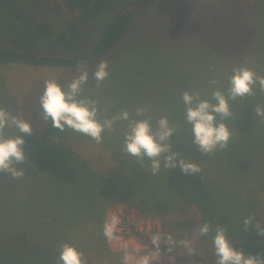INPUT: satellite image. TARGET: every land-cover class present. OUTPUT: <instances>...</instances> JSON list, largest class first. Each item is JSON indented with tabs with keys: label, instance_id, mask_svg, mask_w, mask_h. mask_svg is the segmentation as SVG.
Listing matches in <instances>:
<instances>
[{
	"label": "rangeland",
	"instance_id": "374dc122",
	"mask_svg": "<svg viewBox=\"0 0 264 264\" xmlns=\"http://www.w3.org/2000/svg\"><path fill=\"white\" fill-rule=\"evenodd\" d=\"M51 2L53 7L49 15L53 23L60 25L71 17L64 7V0ZM109 19L104 17L98 22L100 33ZM93 40H89L87 48L93 45ZM38 49L40 54L57 53L44 46ZM101 61H107L109 74L98 83L94 73ZM239 67H248L264 76V0H155L138 9L119 42L86 68L0 66V109L27 120L33 127L31 135L20 133L26 141L24 149L28 162L17 165L24 167L25 173L16 179L28 181L29 177L37 176L38 170H34L32 164L36 160L43 161L41 152L47 151L48 145L33 146L32 135L54 145H60L64 138L75 143L69 135L85 138L78 143L81 157L89 163L98 162V158L104 164L108 163L102 158L105 143L68 127L60 131L42 116L40 97L46 82L54 79L67 91V86L82 71H87V82L81 85L77 99L97 101L100 121L112 119L127 110L128 120L116 119L113 129H129L133 120L150 119L155 130L157 121L167 117L169 125L182 133L179 145L188 150L185 159L197 163L201 169L199 173L185 174L188 185L191 183L199 190L193 191L199 207L191 205L185 216L196 226L188 239L187 260L180 261L172 247L168 246L172 249L169 252L163 251V245L168 242V221L164 217L145 216L126 203H118L108 212L106 222H117L111 247L122 251L124 256L127 254L129 264H142L145 256L149 257V264H216L214 237L218 228L225 229L228 239H237L264 222V118L254 113V107L264 108V90L257 83L253 87L254 95L229 98L230 78ZM217 89L229 101L232 118L225 122L232 135L225 148L217 147L206 156L192 143L195 137L192 125L186 120L187 106L182 96L184 92L199 93L201 100L215 103L212 93ZM139 108L147 111L138 116ZM220 122L218 116L217 126ZM18 134L14 127L4 129L5 137ZM59 168L52 163L46 172L54 176L60 173ZM0 175H3L0 177L2 236L15 225L11 215L14 207H18L16 202L23 197L22 194L14 197L17 190L12 185L14 177L11 174ZM39 177L44 175L39 174ZM22 187H19L21 192L27 193L24 195L28 198L33 192L37 193L32 183ZM189 188L193 186L189 185ZM249 217L250 222L245 224ZM204 224L209 225V231L201 235L199 229ZM157 237L160 239L158 246L153 244ZM84 255L87 257V253ZM22 261L19 256L0 254V264ZM90 261L98 264L96 258ZM20 264L31 263L25 260Z\"/></svg>",
	"mask_w": 264,
	"mask_h": 264
},
{
	"label": "trees",
	"instance_id": "16d2710c",
	"mask_svg": "<svg viewBox=\"0 0 264 264\" xmlns=\"http://www.w3.org/2000/svg\"><path fill=\"white\" fill-rule=\"evenodd\" d=\"M153 1L64 0V7L71 17L59 25L50 19L51 0H0V66L86 68L113 48L136 11ZM104 17L110 19L100 33L97 24ZM90 39H94V43L87 48ZM40 46L57 53L40 54ZM121 129L102 132L101 142L105 143L106 149L101 150V157L106 159V164L99 158L98 162L89 163L81 157L78 143L85 138L69 135L75 143L64 138L60 145H54L32 135L33 146L48 145L47 151L41 152L43 161L36 160L32 164V168L38 170L37 176L29 177L28 181L13 179L12 185L17 190L14 197L22 194L23 199L16 202L18 207H14L11 215L15 225L10 232L0 236V254L19 256L22 262L28 260L31 264H63L58 257L67 243L83 254L87 253V257L84 255L87 264H96L91 263L93 258L98 259V264H123L124 253L111 247L104 235V225L108 212L118 203H126L145 216L164 217L168 221V242L163 245V251L169 252L168 246L172 247L180 261L187 260L188 239L196 226L185 216L191 205L199 207L193 193L198 192V188L190 183L193 186L190 189L181 169L168 170L163 167L164 161L155 175L148 157H144L142 167L136 157L124 151L129 129ZM181 134L175 130L169 143L173 151H182L185 159L188 150L179 145ZM52 163L60 166L61 175L50 176L46 172ZM39 174L44 177L40 178ZM27 183L34 184L38 194L31 191L32 197H26L24 194L27 193H22L21 189ZM262 231L264 222L244 237L228 240L245 256L264 260Z\"/></svg>",
	"mask_w": 264,
	"mask_h": 264
},
{
	"label": "clouds",
	"instance_id": "9594fccd",
	"mask_svg": "<svg viewBox=\"0 0 264 264\" xmlns=\"http://www.w3.org/2000/svg\"><path fill=\"white\" fill-rule=\"evenodd\" d=\"M107 61H101L98 65L94 77L97 82L103 81L108 76ZM88 72L82 71L65 88L54 79L46 82L45 90L40 97L42 116L45 121H50L52 127L64 131L65 127L71 128L76 132L90 136L97 142L102 139V132L105 129L113 131V122L116 119L128 120L129 112L127 110L114 116L112 119L100 121L97 118V101L87 98L77 99L81 92V85L87 82ZM212 83H218L212 81ZM259 84L261 90H264V76L256 74L248 67H239L234 70V75L230 78V87L228 97L235 99L237 97L254 95L253 87ZM182 99L187 106L186 120L192 125V134H194L193 144L199 147V150L206 156L219 147L225 148L228 145L232 135L226 120L232 118L228 98L219 89L212 93V103L209 100H201L199 93L190 94L184 92ZM147 109L139 108L136 114L143 115ZM255 116L264 118V108L254 107ZM221 122L217 126V117ZM14 127L18 130V135L14 137H5L4 129ZM129 131L125 135L124 151L137 158L141 162L144 157L151 160V172L155 175L163 167L172 169L179 167L181 171L188 174L201 172L197 163L183 158L181 152L173 151L169 143L175 129L169 125L167 117H162L157 121V127L153 130L150 119L133 120L129 125ZM20 133L31 135L33 127L30 122L17 118L0 109V173L11 174L18 178L24 175L25 168L17 167L18 164L28 162L24 145L26 143L24 136ZM179 158V159H178ZM3 175H0L2 177ZM251 217L245 220L249 223ZM117 226L116 220L106 222L104 225V235L111 241L114 239V232ZM200 234L205 235L209 231V225L204 224L200 229ZM264 235V231L261 232ZM169 237V241H170ZM159 237L153 240V244L159 245ZM187 244V241L184 242ZM215 254L218 257L217 264H264V260L257 256H245L242 251H237L228 240L226 231L218 228L214 237ZM172 249L169 248V251ZM63 264H87L84 254L77 247L70 244H64L58 257ZM129 256L126 254L123 258V264H128ZM142 264H149V257L145 256Z\"/></svg>",
	"mask_w": 264,
	"mask_h": 264
},
{
	"label": "built area",
	"instance_id": "2783aa9c",
	"mask_svg": "<svg viewBox=\"0 0 264 264\" xmlns=\"http://www.w3.org/2000/svg\"><path fill=\"white\" fill-rule=\"evenodd\" d=\"M155 219V218H154ZM132 228H135V226H133Z\"/></svg>",
	"mask_w": 264,
	"mask_h": 264
}]
</instances>
